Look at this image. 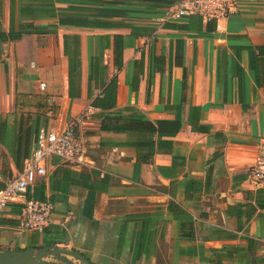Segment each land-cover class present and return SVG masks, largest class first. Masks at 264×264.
Listing matches in <instances>:
<instances>
[{"label":"crops","instance_id":"crops-1","mask_svg":"<svg viewBox=\"0 0 264 264\" xmlns=\"http://www.w3.org/2000/svg\"><path fill=\"white\" fill-rule=\"evenodd\" d=\"M164 7L0 0V33H20L0 40V188L40 125L91 110L76 129L81 161L49 157L28 187L53 204L49 223L20 229L18 205L7 206L0 251L54 245L91 264H264V187L246 181L264 139V0H236L211 23L161 20ZM139 116L180 128H100L105 117L122 127Z\"/></svg>","mask_w":264,"mask_h":264},{"label":"built area","instance_id":"built-area-1","mask_svg":"<svg viewBox=\"0 0 264 264\" xmlns=\"http://www.w3.org/2000/svg\"><path fill=\"white\" fill-rule=\"evenodd\" d=\"M235 4L236 0H174L164 7L161 20L195 15L204 22H216L232 12ZM47 104L51 107V98L47 99ZM90 113V107H86L67 121L59 119V125L55 127L40 125L36 130L33 147L22 160L19 170L3 179L0 210L9 205H18L17 226L20 229L41 231L49 223L53 204L47 199L28 196V187L37 177L45 174V161L49 157H56L63 163L81 161L83 142L76 129L89 118ZM246 181L254 188L264 187V139L255 147Z\"/></svg>","mask_w":264,"mask_h":264},{"label":"trees","instance_id":"trees-1","mask_svg":"<svg viewBox=\"0 0 264 264\" xmlns=\"http://www.w3.org/2000/svg\"><path fill=\"white\" fill-rule=\"evenodd\" d=\"M136 1L140 3H150V4H158L161 6H167L170 3H172L174 0H131ZM211 23V21L207 22ZM20 37V33H12L8 31L6 34L0 33V40H15ZM258 51L260 53H264V47H258ZM114 59L119 57L120 51L117 49V45L114 47ZM116 67H118V64L116 63ZM70 77V78H69ZM71 71L68 73V86L69 83L71 84ZM115 89V81L112 79L107 84V86L104 88L103 94L104 97L106 95L107 101L109 98L107 95L114 92ZM101 99H96L95 104H101ZM100 128L102 130H129L133 132H147V133H153L156 132L157 135L159 134H166V135H172L175 132H177L180 128V125L176 121H169V120H157L155 123H152L148 121L144 117H134L131 119H128L126 124H123L122 127H116L114 124V121H111L110 118L105 117L100 124Z\"/></svg>","mask_w":264,"mask_h":264},{"label":"water","instance_id":"water-1","mask_svg":"<svg viewBox=\"0 0 264 264\" xmlns=\"http://www.w3.org/2000/svg\"><path fill=\"white\" fill-rule=\"evenodd\" d=\"M47 259L63 264H91L78 252L54 245L0 251V264H47Z\"/></svg>","mask_w":264,"mask_h":264}]
</instances>
